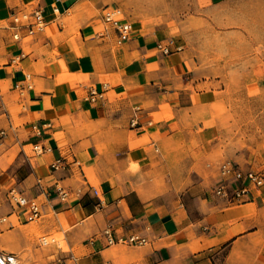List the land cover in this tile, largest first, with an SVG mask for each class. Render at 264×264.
<instances>
[{
  "label": "crops",
  "instance_id": "crops-1",
  "mask_svg": "<svg viewBox=\"0 0 264 264\" xmlns=\"http://www.w3.org/2000/svg\"><path fill=\"white\" fill-rule=\"evenodd\" d=\"M105 1L0 0V250L19 264H264V184L239 201L215 191L224 161L264 160L222 131L197 57L264 56V0H176L175 20L167 0ZM34 8L44 30L15 28ZM108 8L133 25L120 43ZM11 188L42 217L26 221ZM108 226L148 243L108 244ZM35 230L61 240L43 247Z\"/></svg>",
  "mask_w": 264,
  "mask_h": 264
},
{
  "label": "rangeland",
  "instance_id": "rangeland-1",
  "mask_svg": "<svg viewBox=\"0 0 264 264\" xmlns=\"http://www.w3.org/2000/svg\"><path fill=\"white\" fill-rule=\"evenodd\" d=\"M177 1L167 0L165 3V0H152V3L157 8H164V5L159 6L161 2H164L168 9L173 8V11L167 15L175 20ZM97 15L94 14V16ZM198 25H203V23ZM197 57L202 70L211 80L210 87L215 90V116L221 121L222 131L230 138H235L239 146L257 152L260 160L263 161L264 56ZM261 173L264 174V172ZM34 233L43 247L61 240V234L58 233L52 236L36 230ZM43 240L45 243L42 242Z\"/></svg>",
  "mask_w": 264,
  "mask_h": 264
},
{
  "label": "built area",
  "instance_id": "built-area-1",
  "mask_svg": "<svg viewBox=\"0 0 264 264\" xmlns=\"http://www.w3.org/2000/svg\"><path fill=\"white\" fill-rule=\"evenodd\" d=\"M60 0H54L55 3H58ZM53 12L59 13L58 6H53ZM103 21L106 25V27L112 28L116 30L118 33V42H122L125 38L129 37L133 30V25L130 21L125 20L119 9L117 8H108L106 9L103 14ZM15 25V28H19L22 21H28L27 24V32L28 34H33L38 31H42L45 28L46 22L44 21L43 14L40 8H34L31 11H27L22 13L21 15L13 16ZM30 19H33L32 22H30ZM13 37L15 39H19L20 35L18 32H15L13 34ZM172 43V40L169 41ZM157 48L162 51L163 53H170L171 48L168 45H163L162 43H159L157 45ZM175 49L180 50V46H176ZM25 84L23 87L31 88L32 83L30 81V75L25 76ZM95 91L91 92V100H95ZM131 126H135L137 124L136 116H133L130 120ZM36 127V126H34ZM5 132L0 131V135H3ZM42 147L39 145L34 146V150L37 152H42ZM63 160L60 158H57L52 164L51 168L56 170L63 167ZM219 173L221 176V181L219 182L218 186L216 187V193L219 195L227 196L229 199L237 200L239 201L242 196L245 194H248L251 189L258 188L264 184V175L261 174L259 171L250 169L247 171L241 170L237 164L231 162V161H224L219 168ZM230 179H233L235 181L241 182L238 186L235 188H232L231 194L228 189L227 183ZM37 183L40 184V180H37ZM57 196L60 198V200H64L66 196L68 195V192L59 184H55ZM78 193L80 190L77 191ZM92 192L95 195H98V190L95 188H92ZM8 196L10 200H12L15 204H17L19 207H21L25 212V218L26 221H36L39 218L42 217V206L41 204L35 199V198H27L24 195H22L18 190L15 188L9 189ZM99 203L101 204L102 201L100 199ZM7 222L6 217H0V224ZM104 234L107 239L108 244H115V243H123L133 246H144L148 243V239L146 236L131 233L128 235H121L115 237L112 234V229L110 226L106 227L104 229ZM45 243V240L42 241ZM0 264H19L18 258L15 254L12 253H5L2 250H0Z\"/></svg>",
  "mask_w": 264,
  "mask_h": 264
}]
</instances>
